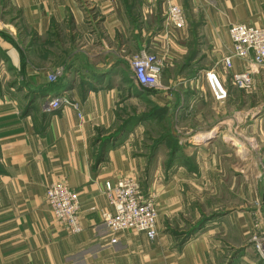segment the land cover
Returning <instances> with one entry per match:
<instances>
[{"label": "crops", "instance_id": "crops-1", "mask_svg": "<svg viewBox=\"0 0 264 264\" xmlns=\"http://www.w3.org/2000/svg\"><path fill=\"white\" fill-rule=\"evenodd\" d=\"M170 3L184 9L181 30L167 24ZM237 23L264 27V0H0V264H264L251 243L264 238V68L253 87L233 86L249 64L233 56ZM142 50L165 58L161 91L131 84ZM65 94L82 118L47 110ZM138 104L162 109L155 154L134 138L145 122L113 137ZM130 176L156 193L158 235L112 244L105 182ZM54 181L79 195L80 233L55 220Z\"/></svg>", "mask_w": 264, "mask_h": 264}, {"label": "built area", "instance_id": "built-area-1", "mask_svg": "<svg viewBox=\"0 0 264 264\" xmlns=\"http://www.w3.org/2000/svg\"><path fill=\"white\" fill-rule=\"evenodd\" d=\"M167 24L175 30L186 26L184 9L170 3L167 6ZM229 35L233 43V56L248 60L244 71L233 73L231 82L238 89H249L254 85L255 68H264V27L237 23L230 27ZM225 64L231 67V60L225 59ZM133 79L143 88L161 91L164 89L162 74L165 68V58L142 50L133 61ZM62 75L57 71L49 76L50 81H56ZM206 78L218 98L226 97L220 79L215 72L206 74ZM63 104L71 106L82 118L79 104L71 101L68 96L51 97L47 110H57ZM105 196L109 210L102 211L103 223L112 235L111 243L116 244L117 235L126 231L144 233L150 240L158 235L159 203L155 192L146 191L135 177H121L114 183L105 182ZM46 200L57 223L70 233H80L81 202L78 193L61 181L50 183L46 189ZM94 209V208H93ZM256 255L264 262V238L257 234L251 237Z\"/></svg>", "mask_w": 264, "mask_h": 264}, {"label": "rangeland", "instance_id": "rangeland-1", "mask_svg": "<svg viewBox=\"0 0 264 264\" xmlns=\"http://www.w3.org/2000/svg\"><path fill=\"white\" fill-rule=\"evenodd\" d=\"M133 83H134V79L132 78L131 84H133ZM146 106L147 107L139 114H137V112H138V110H140L141 104L134 105L132 107V110L134 111V119L135 120H133V118L128 119L129 123L126 126V128H124V130H123L124 132H120L118 134V136L119 135L122 136L128 132H131V130H132L131 128L135 124V122L138 120H141V119H137V118L140 116H143V115H148L144 119L145 121L142 120V122H145L144 127L140 129V132L138 134H135L134 138H135V141L137 142L138 148H143V149L148 148L147 151H149L152 154L153 153L155 154V152L157 151V149L159 147L155 148L154 152H153V148L158 143V141L162 139V135H164L165 122H163V120L161 118L158 119L157 117L153 118V116H150L153 109L156 106H154L153 104H146ZM113 136H115V135L113 134ZM159 143H160V141H159ZM161 143L159 144L160 147H161ZM167 145H168V143H167ZM144 186L148 187L146 182H144ZM257 258H258V256H257Z\"/></svg>", "mask_w": 264, "mask_h": 264}, {"label": "trees", "instance_id": "trees-1", "mask_svg": "<svg viewBox=\"0 0 264 264\" xmlns=\"http://www.w3.org/2000/svg\"><path fill=\"white\" fill-rule=\"evenodd\" d=\"M147 90L150 91V92H158V91L153 90V89H147ZM160 111H162V109H160V108H158V107L156 106V107L153 109V111H152V113H151L150 116H153V118H155V117L158 116V114H159ZM160 114H162V113H160ZM160 114H159V115H160ZM146 116H148V115L140 116V117H138L137 119H141V120H138V121H142V120H144V119L146 118ZM133 120H135V119L133 118ZM128 123H129V120H128L127 122H125L124 125H123V126L118 130V132H116L114 135H115V136H118V134H119L120 132H124L123 130H124V128H126V126L128 125ZM135 123H137V121H136ZM167 136L169 137L170 135L168 134ZM113 137H114V136H113ZM170 137H171V136H170ZM165 138H166V137H165ZM159 141H160V143H161L162 140H159ZM159 141H158V143L154 146V148H157V147H158V145L160 144ZM170 146L172 147V149H174V148L177 147L178 145H175V144L170 143ZM173 146H174V147H173ZM206 221H207V219H204L203 221H201L196 229H197V230L201 229V228L205 225ZM261 262H263V261H261ZM263 263H264V262H263Z\"/></svg>", "mask_w": 264, "mask_h": 264}]
</instances>
